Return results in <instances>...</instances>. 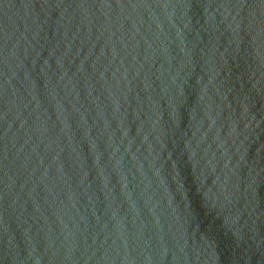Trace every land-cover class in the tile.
Returning a JSON list of instances; mask_svg holds the SVG:
<instances>
[{"label": "water", "instance_id": "obj_1", "mask_svg": "<svg viewBox=\"0 0 264 264\" xmlns=\"http://www.w3.org/2000/svg\"><path fill=\"white\" fill-rule=\"evenodd\" d=\"M0 264H264V0H0Z\"/></svg>", "mask_w": 264, "mask_h": 264}]
</instances>
